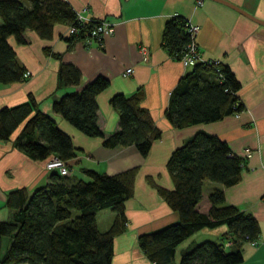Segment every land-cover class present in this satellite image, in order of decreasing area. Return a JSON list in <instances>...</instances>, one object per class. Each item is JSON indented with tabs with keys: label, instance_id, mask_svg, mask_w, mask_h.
I'll return each instance as SVG.
<instances>
[{
	"label": "trees",
	"instance_id": "1",
	"mask_svg": "<svg viewBox=\"0 0 264 264\" xmlns=\"http://www.w3.org/2000/svg\"><path fill=\"white\" fill-rule=\"evenodd\" d=\"M55 23L77 29L64 37L69 45L86 37L84 33L91 27L78 23L75 12L62 0H29V7L20 0H0V83L25 78L26 70L17 62L7 37L25 43L23 32L30 29L39 37L49 38ZM186 28V20L174 15L162 29L161 46L177 60L189 42ZM189 67L171 90L164 110L173 127L217 121L243 109L235 95L239 83L226 65L197 61ZM79 80L75 66L60 63L56 89L77 85ZM107 83L98 75L78 91L61 94L52 102V112L84 135L101 137L104 147L133 145L145 156L161 133L140 105V89L129 95H112L109 104L118 113L117 127L108 135L98 128L95 96ZM21 123L13 142L27 157L53 155L67 161L74 156L76 148L70 136L38 108L30 94L20 103L0 107V140L8 139ZM165 167L173 183L171 190L154 184L150 177L146 180L177 211L178 221L137 236V245L146 258L152 264H172L179 243L197 230L223 225L225 230L218 240L195 242L180 253L178 264L239 263L242 244L255 242L259 228L252 214L224 203L222 188L240 180L243 157L232 153L216 135L199 130L171 151ZM83 172L86 179L51 171L46 183L30 193L15 188L5 194L4 206L12 213L9 219L0 220V251L3 238L8 240L0 264H112L113 237L126 226L123 203L132 195L136 167L113 175L93 169ZM204 181L221 187L208 192V208L201 211L198 205ZM105 208L114 213V218L107 230L100 231L96 213Z\"/></svg>",
	"mask_w": 264,
	"mask_h": 264
},
{
	"label": "crops",
	"instance_id": "2",
	"mask_svg": "<svg viewBox=\"0 0 264 264\" xmlns=\"http://www.w3.org/2000/svg\"><path fill=\"white\" fill-rule=\"evenodd\" d=\"M20 1L29 7V0ZM62 1L74 12L106 20L112 25V33L101 39L77 38L69 45L64 39L68 36L67 25L55 23L49 38L39 37L30 29L23 32L25 43H17L13 36H8L7 42L17 62L29 75L23 80L0 83V107L20 103L27 94L33 97L38 108L55 120L76 148L74 156L65 161L69 177L86 179L84 169L113 175L136 167L132 195L123 203L126 226L113 237L112 264H152L138 247L137 236L177 222L178 213L158 195L146 177L171 190L173 183L165 163L173 149L199 130L216 135L227 143L232 153L243 157L240 180L222 188L224 203L252 214L259 228L254 244H242V260L237 264H264V25L214 0L200 3L197 0ZM226 1L264 20V0ZM174 15L197 26L195 43L200 61L215 60L229 68L239 83L235 95L243 105L240 112L182 128L173 127L165 118L169 94L190 68L181 65L161 46L164 23ZM60 63H69L78 69L77 85L56 89ZM127 68H131V72L124 75ZM98 75L108 82L95 96L96 123L104 135L112 133L118 121L117 111L109 104L110 97L118 93L129 95L137 89L142 91L140 105L161 133L145 156L133 145L104 147L101 137L84 135L52 112L51 104L61 94L78 91ZM21 128L22 123L8 139L0 140V220L11 217V210L4 206L9 190L25 188L30 193L43 186L51 173L44 166L48 156L31 159L14 145ZM246 149L249 155L245 157ZM219 187L221 185L214 182H203L198 205L201 211L208 208V192ZM113 218L114 213L108 208L98 211L97 228L107 230ZM213 229L220 235L225 226ZM206 230H197L179 243L172 264H178L177 256L201 241L194 236Z\"/></svg>",
	"mask_w": 264,
	"mask_h": 264
},
{
	"label": "built area",
	"instance_id": "3",
	"mask_svg": "<svg viewBox=\"0 0 264 264\" xmlns=\"http://www.w3.org/2000/svg\"><path fill=\"white\" fill-rule=\"evenodd\" d=\"M200 2L201 0H197V3ZM75 20L80 24H84V25L91 24V27L84 33L88 38L101 39L103 36L110 35L113 31L112 25L106 20L92 18L89 15L83 14L81 12H75ZM186 27H187L186 30L189 35V42L185 45L178 61L181 63V65L185 67H189L193 65L195 62L200 61L199 60L200 58L195 43V33L197 31V26L186 21ZM76 31L77 29L73 25L70 24L67 25L68 35L74 34L76 33ZM204 61L213 64L218 63V61L215 60H204ZM130 72H131V68H127L125 69L123 74L128 75ZM28 75L29 73L27 71L23 73L24 77ZM248 155H249V150L246 149L244 156L246 157ZM44 166L48 170L55 171L60 175L69 174V170L65 161L53 155H50L45 160ZM251 244H254V242H251Z\"/></svg>",
	"mask_w": 264,
	"mask_h": 264
},
{
	"label": "rangeland",
	"instance_id": "4",
	"mask_svg": "<svg viewBox=\"0 0 264 264\" xmlns=\"http://www.w3.org/2000/svg\"><path fill=\"white\" fill-rule=\"evenodd\" d=\"M205 183H212V182H208V181H205ZM217 231L218 230H216V229H207L206 230V232L205 233H198L196 236H194L195 238H196V240L197 239H199V240H205V239H209V240H218V238H219V236L220 235H218L217 234ZM7 239L6 238H3V240H2V246H1V251H0V256H1V254L3 253V251H4V248L6 247V245H7ZM179 247H181V246H179ZM179 247L177 248V254H179L178 253V250H179ZM177 259H179V257L177 256Z\"/></svg>",
	"mask_w": 264,
	"mask_h": 264
},
{
	"label": "water",
	"instance_id": "5",
	"mask_svg": "<svg viewBox=\"0 0 264 264\" xmlns=\"http://www.w3.org/2000/svg\"><path fill=\"white\" fill-rule=\"evenodd\" d=\"M214 1H217V2H219V3L225 4V5L229 6V7H231L232 9H234L235 11H237V12H239V13L245 15V16L248 17L249 19H251V20H253V21H255V22L259 23V24L264 25V20L259 19L258 17H256V16L252 15L251 13L245 11V10L242 9L241 7H238V6H236V5L232 4V3H229V2L226 1V0H214Z\"/></svg>",
	"mask_w": 264,
	"mask_h": 264
}]
</instances>
